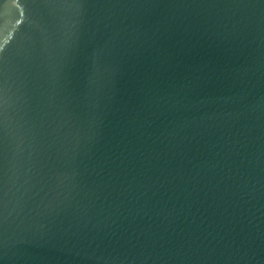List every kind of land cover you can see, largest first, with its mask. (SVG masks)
Wrapping results in <instances>:
<instances>
[{
    "label": "water",
    "instance_id": "water-1",
    "mask_svg": "<svg viewBox=\"0 0 264 264\" xmlns=\"http://www.w3.org/2000/svg\"><path fill=\"white\" fill-rule=\"evenodd\" d=\"M0 264H264V0H0Z\"/></svg>",
    "mask_w": 264,
    "mask_h": 264
}]
</instances>
